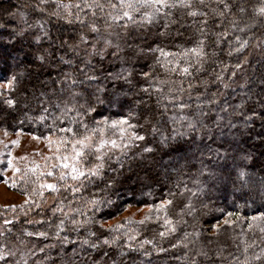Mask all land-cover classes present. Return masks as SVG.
I'll return each mask as SVG.
<instances>
[{"label":"trees","instance_id":"obj_1","mask_svg":"<svg viewBox=\"0 0 264 264\" xmlns=\"http://www.w3.org/2000/svg\"><path fill=\"white\" fill-rule=\"evenodd\" d=\"M226 2L141 8L125 30L108 27L121 11L109 0L95 17L84 0H0V132L56 148L0 176L22 197L0 207V264H264V0ZM201 39L203 67L185 55ZM71 150L79 170L103 163L99 176L73 180Z\"/></svg>","mask_w":264,"mask_h":264},{"label":"snow or ice","instance_id":"obj_2","mask_svg":"<svg viewBox=\"0 0 264 264\" xmlns=\"http://www.w3.org/2000/svg\"><path fill=\"white\" fill-rule=\"evenodd\" d=\"M49 0H40L41 4L44 3H48ZM52 2H56V0H52ZM198 3L201 5H205V0H198ZM215 3L217 4H223L224 9H229V4L226 2V0H215ZM109 7H111L112 9H121V11H119L116 15H112L111 13L108 14V21H106L107 25L109 28H111L113 25H119L121 28L127 30L129 28V24L128 23H124L121 24L120 21L122 20H127L130 22L135 23V19H134V12H139V10L141 8H148V7H154L155 11L157 13H159L161 11V9L163 8H176V7H184V8H189L192 9L193 8V0H109ZM57 7H64V8H69L71 7V5H61V4H57ZM76 8L81 9V5L80 4H76L75 5ZM84 7L88 8L90 10H92V15L95 17L96 16V11L95 8H99L101 11H103L104 9V5L99 3V0H91V2H89V0H84ZM123 9H127V10H123ZM83 10V9H81ZM241 11H243V9L241 8ZM262 11H264V9H262ZM53 15H59L58 13H53ZM69 15H71V13H69ZM189 16L192 17H196L198 15L200 16H207V13L202 12V11H197V10H192L188 12ZM221 15H223V13H221ZM77 19L79 20V22L81 24H85V20L81 19L79 16H77ZM70 22V21H69ZM149 22H151V18H149ZM202 25L206 26L208 24V20L204 19L202 22ZM89 28V31L92 33H98L100 31V29L97 27V25L95 23H90L87 25ZM201 32H205V28L202 26L201 27ZM47 35V33H46ZM117 35H119V33H117ZM221 37H225V33H220ZM81 41L82 42H86L85 38L83 36H81ZM66 43V42H64ZM106 46L112 45V41L110 39H106L104 41ZM247 42H241L240 43V47L236 48L235 51L236 52H240L245 46H246ZM116 47L118 48L119 45H116ZM129 47H131V45H129ZM188 53H191L192 55H194L196 57V64H199L201 67H203L202 65V61L208 56V53L205 52V40L201 39L198 41L197 46L189 49L188 52L185 53V55H188ZM214 54V53H213ZM229 55H231V53H229ZM41 59L43 60V57H41ZM63 60V58H61ZM66 62V61H65ZM86 63H91V61H87ZM199 70V69H198ZM183 71L185 73H188L189 69L185 68L183 69ZM147 75V74H145ZM89 79H94V77H88ZM217 79H221L220 76H217ZM73 84L77 83V81L73 80L72 81ZM225 87H227V85H225ZM143 91L147 92V89H143ZM79 95V93H72L73 98L75 96ZM9 105H13L15 102L12 100L7 101ZM258 103H264V100L261 101H257ZM73 109L70 108H65V111H72ZM254 111V110H253ZM249 119H251V117H249ZM119 124H128V121H120L118 122ZM112 127H117V124L114 123L112 125ZM129 127H135L133 125H129ZM62 131H72V129L67 128V129H62ZM153 131H155V129H153ZM135 139L138 140H144L143 136H139V135H134ZM90 137H84L83 140L81 141H77L78 144L81 145L82 148H87L89 147L88 141L90 140ZM112 146L116 147V142L115 141H111ZM104 146V142H101V144L97 147V151H100V149ZM144 151L146 152H150L151 149L149 148H145ZM76 155L78 157L85 155V153L83 152H77ZM98 160H102L103 157L102 156H97ZM65 167H67L68 165H64ZM103 168V163L96 165L95 168H90L88 169L87 172L83 171V170H79L76 167L72 168V172L74 173V175L72 176L73 180H89L91 177H97L99 176V170ZM52 173H49V175H51ZM246 174L241 172L239 174V179H241L242 181H244L245 183H247V180L245 179ZM63 179V177H61ZM83 185L81 184L78 187H71V191L73 194L77 193L80 191V187H82ZM46 187L53 191V192H58L59 189L53 185V184H48L46 185ZM93 203H97L96 201H93ZM167 203H171V201H168ZM55 211H61L63 212V208L58 207ZM65 216H68V213H64ZM72 224L74 225L73 230L74 231H78L80 228H82L84 225L82 223H80L79 221H76L75 219H73ZM6 223H10V221H6ZM170 223V222H168ZM63 225H64V221L61 220L60 224L57 226L58 228H60L61 230H63ZM174 231V229H172ZM111 231V229H110ZM29 235H32V233H29ZM37 235L39 236H46V233L44 232H40ZM58 235V234H57ZM96 233L95 232H89V236H95ZM161 236L165 235L164 233L160 234ZM67 238H65L66 240ZM71 243H75V241H71ZM112 243L114 242H110L109 240L105 239L102 241L103 245H108L109 247L112 245ZM145 243H149L148 241H145ZM81 247L87 246V248L90 249H98L101 245L97 244L95 242H91L88 239H84L82 241H80ZM161 251H164V249H161ZM147 254V253H146ZM105 255H108L107 253H105ZM123 255V253H122ZM202 255H206L203 254ZM256 259H260L259 257H256ZM0 260H5L6 261V257L4 254L0 253ZM193 264H195V261L193 262Z\"/></svg>","mask_w":264,"mask_h":264},{"label":"rangeland","instance_id":"obj_3","mask_svg":"<svg viewBox=\"0 0 264 264\" xmlns=\"http://www.w3.org/2000/svg\"><path fill=\"white\" fill-rule=\"evenodd\" d=\"M55 145L50 139H39L31 135L8 134L0 132V176L8 178L15 173L22 163L34 161L38 158H54ZM53 154L54 156H49ZM75 151L71 150L65 158V163L75 165ZM22 197L12 191L5 182L0 183V207L6 208L20 203ZM136 210H131L130 215H136ZM5 255V254H4Z\"/></svg>","mask_w":264,"mask_h":264}]
</instances>
